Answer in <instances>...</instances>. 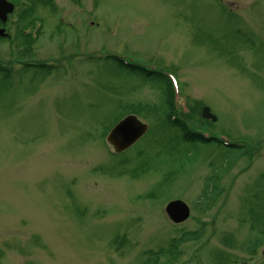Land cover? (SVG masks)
Returning a JSON list of instances; mask_svg holds the SVG:
<instances>
[{
    "label": "rangeland",
    "instance_id": "rangeland-1",
    "mask_svg": "<svg viewBox=\"0 0 264 264\" xmlns=\"http://www.w3.org/2000/svg\"><path fill=\"white\" fill-rule=\"evenodd\" d=\"M9 1V38L0 39V264H141L199 230L171 264H264V245L251 255L242 247L264 223V0ZM18 28L36 36L25 51ZM108 56L162 72L171 109L167 90ZM204 106L214 121L201 117ZM129 114L147 130L115 154L105 136ZM173 117L249 149L207 210L196 206L203 181L227 149L188 142ZM172 200L189 208L180 224L164 212Z\"/></svg>",
    "mask_w": 264,
    "mask_h": 264
},
{
    "label": "trees",
    "instance_id": "trees-1",
    "mask_svg": "<svg viewBox=\"0 0 264 264\" xmlns=\"http://www.w3.org/2000/svg\"><path fill=\"white\" fill-rule=\"evenodd\" d=\"M40 1V0H38ZM42 4H48V0L40 1ZM31 7V6H30ZM24 8L20 10L19 12V18L20 21L22 19H27L29 17V14L33 10V6L30 8ZM28 20V19H27ZM32 22L30 20V23L28 26H31ZM18 31L15 34V40L17 43V46L22 48L24 51L30 48V44L33 43L36 39H33L30 34H24L23 32ZM107 60H112L118 67L124 68L127 70H130L134 73H137L142 76V78L155 82L163 91L167 90V98H170V109H171V97H172V91H171V84L170 82L162 75L161 72H158L156 70H152L150 68H147L145 66L139 65V64H133V63H127L121 58H118L116 56H108L106 58ZM51 66H46L45 64L38 65L36 68L31 67V69H37L41 72H48L51 70ZM28 68V67H27ZM26 68V69H27ZM4 69L0 67V72L4 73ZM7 75V74H5ZM166 100V97H165ZM169 105V104H168ZM169 107V106H168ZM167 115H169L171 112L167 108L166 110ZM171 123L173 126H175L176 129H179L180 132H182L183 138H185L190 143H212L216 144L218 146L221 145V143L216 138H208L205 139L198 133H195L194 131H191L189 127H186L183 122H181L179 119L171 118ZM227 151L225 153L226 160L225 163L220 165L217 169L213 171V173L206 177L203 181V189L201 192V195L199 196L196 206L199 208H202L203 210H207L213 203L215 197L218 195V182L220 178L229 170L234 160L237 159V156H248L249 149L245 148L242 144H231L230 146L226 147ZM162 162H157L155 166L158 164H161ZM159 167V166H157ZM135 172H141L143 173L144 170L137 168L135 169ZM202 228V227H201ZM201 230L196 232H186L183 233L179 238L172 239L168 245L165 248H160L155 252H149L147 255V258L145 262H142L141 264H171L173 261H175L180 254L179 247L185 242L188 241H196L201 236ZM258 235V236H256ZM252 235L255 237H249L248 240H246L242 247L243 249L248 251V254H254L255 250L262 245H264V223L263 228L259 231L258 234ZM121 245V243H120ZM164 260L163 262H159V260ZM240 264H247L245 261H241Z\"/></svg>",
    "mask_w": 264,
    "mask_h": 264
},
{
    "label": "water",
    "instance_id": "water-1",
    "mask_svg": "<svg viewBox=\"0 0 264 264\" xmlns=\"http://www.w3.org/2000/svg\"><path fill=\"white\" fill-rule=\"evenodd\" d=\"M13 5L0 0V22L5 23L7 15L11 13ZM4 30L0 29V37H4ZM202 117L215 120L209 109H202ZM147 126L136 116L129 114L116 122L108 131L105 140L111 146L115 154H120L133 146L146 132ZM167 218L173 224H180L188 219L190 211L181 200H172L164 208Z\"/></svg>",
    "mask_w": 264,
    "mask_h": 264
}]
</instances>
